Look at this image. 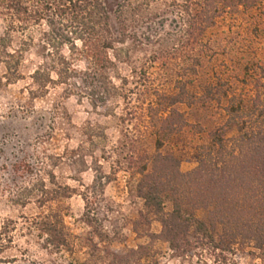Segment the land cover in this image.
Instances as JSON below:
<instances>
[{"label": "rangeland", "instance_id": "374dc122", "mask_svg": "<svg viewBox=\"0 0 264 264\" xmlns=\"http://www.w3.org/2000/svg\"><path fill=\"white\" fill-rule=\"evenodd\" d=\"M123 1L105 0L111 24L116 32L137 34L136 42L130 40L136 43V64L150 69L149 86L137 87L140 80L133 78L132 66L120 65L122 77L129 79L124 92L128 108L123 96L93 106L91 101L98 99L93 79L74 80L72 92L68 85H54L33 96L32 75L48 62L37 46L19 64L23 35L19 28L12 33V68L0 64V264H106L112 253L126 254L142 245L148 247L151 264H263L250 254L251 248L228 255L207 250L179 256L161 238L160 217L138 192L140 176L133 163L144 164L147 153L156 152L157 136L138 139L150 122L145 109L153 89L165 95L161 103L172 114L165 123L169 130L160 135L162 152L175 155L183 172L197 167L199 152L212 147L215 137L233 139L244 123L264 125V0L253 9L227 10L199 43L190 36L186 9L174 4L155 9V2L152 9H133L136 14L131 11L123 21L118 9ZM10 15L0 9V37L12 25ZM30 33L38 38L41 29ZM156 52L160 61L154 59ZM64 53L69 54L67 48ZM77 68L84 70V63ZM114 82L123 83L116 77ZM126 111L128 122L121 118ZM170 125L178 130L171 131ZM98 176L108 180L105 186L95 184ZM66 187L76 191L70 198ZM44 189L61 196L45 204L54 195ZM171 210L167 202L166 211ZM48 212L64 218L71 234L68 250L47 248L39 228ZM196 215L208 218L205 209Z\"/></svg>", "mask_w": 264, "mask_h": 264}, {"label": "trees", "instance_id": "16d2710c", "mask_svg": "<svg viewBox=\"0 0 264 264\" xmlns=\"http://www.w3.org/2000/svg\"><path fill=\"white\" fill-rule=\"evenodd\" d=\"M260 1L124 0L118 9L123 21L131 11L136 14L133 9H152L155 2V9H163V4L168 9L173 4L176 9H186L193 29L190 36L199 43L227 10L253 9ZM0 9H6L12 20L7 34L0 37V64L5 62L8 69L12 68L8 58L15 57L9 48L16 28L23 35L19 64L25 54L37 46L48 62L49 66L41 65L32 75L33 96L46 94L54 85H68L67 90L72 92L74 80L79 78L88 83L93 79L92 92L98 94V99L91 101L93 106H106L111 97L123 96L128 108L130 101L124 92L129 79L122 77L121 64L132 66L133 78L140 80L137 87L149 86L146 82L150 80V69L147 65L138 67L136 43H130L132 38L133 42L138 40L137 34L113 29L105 0H0ZM34 27L41 29L38 38L28 34ZM65 48L68 55L64 53ZM161 57L158 52L154 55L155 61H160ZM78 62L84 63V70L77 68ZM191 70H195L194 65ZM113 76L121 80L122 85H117ZM153 91L156 95H152L154 98L145 109L150 122L146 132L139 130L138 139L149 133L157 136L156 152L147 153L146 162L139 165L136 161L133 168L140 176V196L148 209L160 217L161 238L181 257L196 256L198 251L207 250H220L228 255L251 248L250 254L264 264V125L244 123L239 136L233 139L215 137L212 147H204L199 152L197 167L183 172L175 155L162 152L164 141L160 135L169 130L165 123L171 120L172 114H168L167 107L161 103L165 95L158 89ZM129 116L126 111L121 118L128 122ZM170 126L171 131L178 130L176 125ZM139 156L140 152L135 153L133 159L138 160ZM107 182L102 176L95 179V184L102 187ZM66 190L67 198L76 192L70 187ZM55 191L44 189L46 194L58 193ZM59 196L56 194L43 202L56 201ZM167 202L172 203L170 212L166 211ZM199 209L208 212L206 220L197 217ZM49 212L42 216L39 228L46 236L47 248L68 250L72 247L71 234L64 218ZM87 222L91 224L89 216ZM219 227L222 234H218ZM147 248L142 245L126 254L112 253V261L106 264H151L150 256L145 254Z\"/></svg>", "mask_w": 264, "mask_h": 264}]
</instances>
